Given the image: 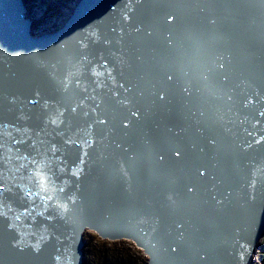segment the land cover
<instances>
[{
    "label": "snow or ice",
    "instance_id": "1",
    "mask_svg": "<svg viewBox=\"0 0 264 264\" xmlns=\"http://www.w3.org/2000/svg\"><path fill=\"white\" fill-rule=\"evenodd\" d=\"M146 7L156 6L129 0L125 13L105 34L89 31L74 57L77 71L62 82L65 90L73 85L79 92L73 104L64 107L56 102L50 108L39 89L23 101L18 96L8 101L14 106L6 109L11 118L0 119V235L7 255L41 264L51 222L63 220L62 213L72 208L85 213V192L101 182L106 169L118 176L119 190L131 197L129 168L139 149L152 169L180 165L187 162V154L179 141L188 135L198 141L191 144L199 154L194 169L179 188L157 191L160 208L167 209L168 215L141 211L132 223L148 225L157 234L163 222L167 237L163 251L169 259L211 264L207 246L194 237L201 230L197 214L220 220L236 203L243 218L231 223L229 233L234 251L239 250L237 258L244 259L243 233L250 231L258 211L264 213V155L259 160L252 155L258 149L264 152V84H249L247 91L233 87L223 55L199 74V83L193 82L189 70L160 63L162 52L180 44L175 32L179 17L169 10L162 17L144 19L135 10ZM207 23L214 26L216 19L208 17ZM161 24L162 40L157 37ZM145 45L152 54L151 71L146 68ZM209 87L218 93L215 102L204 98ZM36 105L42 110L40 116L26 108ZM222 108L231 114L223 136L215 130L216 121L223 119L217 115ZM66 112L78 117L75 126L65 119ZM94 145L111 151L93 158L89 150ZM73 147L75 153L70 151ZM108 160L112 165L102 163ZM181 203L186 207L177 212ZM145 205L152 208V201L145 200ZM223 255L233 252L224 248ZM49 259L60 264L62 257Z\"/></svg>",
    "mask_w": 264,
    "mask_h": 264
},
{
    "label": "water",
    "instance_id": "2",
    "mask_svg": "<svg viewBox=\"0 0 264 264\" xmlns=\"http://www.w3.org/2000/svg\"><path fill=\"white\" fill-rule=\"evenodd\" d=\"M129 0H81L78 1L75 9L67 20H65L62 26L52 32L33 33L32 32V20L28 21L24 19L22 13H27L24 0H0V119H4L6 116L10 119V114L6 112V109L14 107L9 105L8 101L14 96H18L20 101L24 100L25 96H30L31 93L39 89L42 99L50 101V108L56 106V102L68 107L73 104L79 95V92L73 85H69V88L65 90L63 83L65 77L69 73H75L78 65L75 63L74 57L79 50L80 43L84 42V38L89 31L95 32L97 35H102L107 32L116 21L120 20L121 16L125 13L124 5ZM144 3L156 7H148V14L146 11L138 12L142 13L144 19L151 20L154 17H162L163 13L168 10H161L159 6L166 4L169 6L168 0H144ZM18 4V5H17ZM176 5V4H174ZM183 13H186L187 8L182 2ZM191 9V8H190ZM178 13V16H182V20L175 25V32L180 44L175 50L164 51L160 55V63L172 65L179 69H185L189 66H194L196 69V62L191 59L192 56L185 55L184 51L187 47L193 48L194 46L201 45L204 42L202 39L208 38L206 41L209 43L208 48H203L202 60L208 59L210 55V49L213 52L218 50V47L210 39L214 37L212 27L208 24H192L186 25L184 20V14ZM144 14V15H143ZM132 21L130 20L129 23ZM97 24H100L98 26ZM217 29L223 28L220 25H216ZM163 25L157 26V37L162 40ZM244 33V32H243ZM244 39V38H243ZM221 41L220 35L217 38V44ZM247 46V44H243ZM137 46H140V42H137ZM230 46V45H229ZM228 46V47H229ZM148 57V63L146 68L152 70V54L148 50L150 46H143ZM183 47V50L180 49ZM257 50L255 53L257 54ZM264 56V48L259 55H256V62L260 56ZM188 59L187 65L186 60ZM262 62V61H261ZM259 63V62H258ZM264 66V62H262ZM232 69V66L229 65ZM237 67H235L236 69ZM260 70L262 69L259 63ZM83 71L82 69L80 70ZM189 71H191L189 69ZM191 73V72H190ZM192 78L197 77L191 74ZM259 75V72H257ZM199 83V81L194 82ZM201 86L203 84L201 83ZM236 85H234L235 87ZM239 88H242L239 85ZM239 91V89H236ZM210 88H206L204 92V98L210 102H215V97L212 98ZM148 106L147 104L145 105ZM103 107V105H102ZM174 107L178 111L177 117L180 116V109L175 104ZM31 108L34 116H40L42 110L40 105L26 106ZM217 115L222 116L223 122L231 118V114L224 108ZM159 113H157V117ZM229 117V118H228ZM65 119H71L73 126L79 122L78 117L74 116L70 112L65 113ZM228 126V125H227ZM223 128L215 125V130L222 132ZM98 131V129H97ZM235 131V129H234ZM115 136V134H110ZM119 139V137H115ZM195 138L186 135L185 138L179 143L183 146L184 151L187 154L186 169L184 172H189L197 162L199 154L196 149L191 147L192 142H195ZM129 142H132L131 140ZM198 142V141H196ZM104 143V142H102ZM94 150H107L110 153V148H102L94 145ZM71 150H77L71 148ZM257 160L260 159L264 152L259 149L252 153ZM113 162L111 161L110 164ZM183 164V163H182ZM87 171V165L84 166ZM184 167V166H183ZM135 170L132 173V183L147 194L150 191L156 192L161 187H167L169 189H177L184 179H181L178 172H183L180 166L166 167L165 169L155 170L149 165L143 149H139V155L135 163L130 166L129 171ZM182 174V173H181ZM19 174H17L18 176ZM11 179V177H8ZM170 178V179H169ZM85 177L82 176V180ZM102 179L105 182V188L102 189L101 182L94 187L89 188L85 192L84 208L85 213L77 211L72 208L64 215L63 220H53L49 225V231L51 237L44 245L43 258L41 264H56L55 261L50 260V256L59 254L62 257L60 264H64L66 260L68 264H83L84 252L82 247L84 245L83 232L85 230H93L99 237L108 240H131L136 246L142 247L145 254L150 256V262L148 264H156L157 255L150 252V248L141 244V235L143 231L139 225L132 223V217L137 213L143 211L148 212V207L145 205L147 200L143 195H140L134 189V195L128 196L119 190V183L115 181L111 171L106 169L103 173ZM169 179V180H168ZM239 179V177H237ZM16 183L18 181H12ZM236 187V185H233ZM102 189V190H101ZM112 195V198H111ZM100 202L101 207H96L95 203ZM183 206H185L182 203ZM237 205V204H236ZM152 207L160 209L159 200L152 202ZM261 214V218H256L252 222L250 236L249 233L244 234L246 237V249L244 252L243 260L237 258V264H247L252 252V248L259 236L264 232V213ZM55 215V212L53 213ZM224 220L231 224L233 222L230 211L227 209L223 216ZM139 229V230H138ZM143 230L149 235L147 226H143ZM208 230L203 227V232ZM222 237H226L229 230H221ZM203 235H205L203 233ZM206 236V235H205ZM249 237V238H248ZM242 240V243L245 242ZM4 238L0 235V264H30L28 261L21 260L18 257L7 255L5 253ZM59 249V253L56 252ZM222 260V259H221Z\"/></svg>",
    "mask_w": 264,
    "mask_h": 264
},
{
    "label": "bare ground",
    "instance_id": "3",
    "mask_svg": "<svg viewBox=\"0 0 264 264\" xmlns=\"http://www.w3.org/2000/svg\"><path fill=\"white\" fill-rule=\"evenodd\" d=\"M25 6L27 8V12L29 11L27 5H26V0H24ZM183 4L186 6L187 11L184 14V20L186 22V25H192V24H208L207 23V18L208 17H214L216 19V24L214 26H211L213 30L217 31V26L220 25L223 28L226 29H238L242 30L247 33V24L244 20L243 17V7H242V2L241 0H182ZM18 5V4H17ZM147 5V4H146ZM191 8V9H190ZM203 8V11H200V9ZM145 14H148V7L138 10V12L141 11H146ZM174 11L176 14L179 12V9H168V11ZM183 12V11H181ZM29 14V13H28ZM24 19L28 21L32 20L31 18L28 17L27 13H22ZM144 15V14H143ZM178 16V15H177ZM31 17V16H30ZM179 20H182V16H178ZM33 22V20H32ZM100 26V24H97ZM33 26V25H32ZM108 30V29H107ZM208 38L202 39L204 42L197 48H195L193 51H190L188 54H193L196 51H200L202 48H208V42L206 41ZM221 48H227L226 47V40L220 41L219 45ZM183 50V47L180 48ZM247 48L243 49V52H246ZM240 51H232V53H239ZM218 54H221V51H217ZM254 52H252L253 54ZM260 53H258L259 55ZM259 60L264 62V56L257 57ZM198 63L197 59H193ZM244 60L241 57L238 58H230L227 59L226 62H229L230 64H236L237 62H243ZM212 64H208V66H211ZM191 67V66H190ZM197 71L198 72H206L208 68L205 66L197 64ZM260 74V72H259ZM212 83V82H209ZM221 120V119H220ZM219 120V121H220ZM72 153H75L77 150H71ZM91 153V156L95 158L97 155H99L101 152H103L104 155H108L107 150H94L91 149L89 150ZM102 163L106 165H112L111 160L108 161H102ZM114 166V165H113ZM115 179L116 182L119 183V178L118 176L111 170L109 169ZM131 174L135 173V170L130 171ZM101 185L102 189L105 188V182L102 179L101 180ZM101 189V190H102ZM134 189L140 194L143 195L147 200H151L152 202L154 200H158L157 193L150 191L147 194H142L143 193V186L142 190L137 186V184L134 186ZM112 198V195H111ZM96 207H101L100 202L98 200V203H95ZM180 208H177V212L184 211L183 207L180 205ZM103 208V207H101ZM152 211H156L155 207L149 208L147 213H151ZM159 213L162 216L168 215V210L167 209H162L159 211ZM197 222L200 226V232L195 233L194 237L197 243H202L207 246L210 255L212 256V262L211 264H221L223 262V258H226L227 255H223V249L227 248L228 251H233L235 252V255L239 251L236 249L234 251L235 245L234 243H227V242H221L222 240V234L220 233L221 230H229L230 225L228 224L224 218L218 220L216 217L212 215H206V216H201L200 214H197ZM151 223V222H150ZM148 227L149 230V235L147 236V232L143 230V226H140L141 230L143 231L141 235V244L144 246H147L150 248V252L154 253L155 256L157 255L156 258V264H182L181 261L179 260H171L167 257L166 253L163 251V248L167 244V237L164 235V229H165V224L162 222L161 226L158 230V233H151V229L148 225H145ZM203 227H206L209 230L208 235H203ZM252 232V230H250ZM160 238V244L158 243V239ZM202 238V239H201ZM246 239V237H245ZM120 240V239H117ZM110 241H116V240H110ZM242 243V240H241ZM153 245H156L153 247ZM222 259V260H221Z\"/></svg>",
    "mask_w": 264,
    "mask_h": 264
},
{
    "label": "rangeland",
    "instance_id": "4",
    "mask_svg": "<svg viewBox=\"0 0 264 264\" xmlns=\"http://www.w3.org/2000/svg\"><path fill=\"white\" fill-rule=\"evenodd\" d=\"M30 1L27 12L33 20V33L52 32L69 18L81 0H26ZM29 13V14H28ZM32 15V17H30ZM83 264H148L149 256L131 240L110 241L99 237L93 230L83 232ZM264 232L259 237L249 264H259ZM112 244V245H110Z\"/></svg>",
    "mask_w": 264,
    "mask_h": 264
},
{
    "label": "trees",
    "instance_id": "5",
    "mask_svg": "<svg viewBox=\"0 0 264 264\" xmlns=\"http://www.w3.org/2000/svg\"><path fill=\"white\" fill-rule=\"evenodd\" d=\"M29 3H30V1H26V5H27L28 9L31 12L32 6H30L31 3L30 4ZM31 17H32V15H31ZM110 245H112V244H110ZM260 246H261V250H260V261H259V264H264V243L261 244Z\"/></svg>",
    "mask_w": 264,
    "mask_h": 264
}]
</instances>
